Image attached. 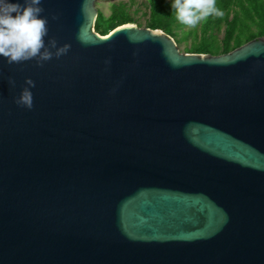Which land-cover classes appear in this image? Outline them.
I'll return each instance as SVG.
<instances>
[{
  "label": "water",
  "instance_id": "95a60500",
  "mask_svg": "<svg viewBox=\"0 0 264 264\" xmlns=\"http://www.w3.org/2000/svg\"><path fill=\"white\" fill-rule=\"evenodd\" d=\"M96 1L43 0L66 55L0 57V264H264V37L101 36Z\"/></svg>",
  "mask_w": 264,
  "mask_h": 264
},
{
  "label": "trees",
  "instance_id": "16d2710c",
  "mask_svg": "<svg viewBox=\"0 0 264 264\" xmlns=\"http://www.w3.org/2000/svg\"><path fill=\"white\" fill-rule=\"evenodd\" d=\"M172 3L173 0H147L148 20L145 27L161 30L175 42L178 31L191 28L188 34L192 35L193 41L187 48L188 53L224 55L249 41L264 37V0H215L216 7L223 14L210 15L195 27L176 19ZM132 23L134 20L125 5L113 4L108 17L97 13L94 30L106 36L115 28Z\"/></svg>",
  "mask_w": 264,
  "mask_h": 264
},
{
  "label": "clouds",
  "instance_id": "9594fccd",
  "mask_svg": "<svg viewBox=\"0 0 264 264\" xmlns=\"http://www.w3.org/2000/svg\"><path fill=\"white\" fill-rule=\"evenodd\" d=\"M43 0H24V4L0 0V57L8 64H20L35 59L43 67L54 56L59 59L70 50L69 44L58 46L48 37V19L42 15ZM176 19L190 27L206 20L210 15H222L215 0H173L171 5ZM54 50V51H53ZM10 86L15 81L9 77ZM19 96L15 98L18 106L31 110L33 107L32 88L35 82L27 78Z\"/></svg>",
  "mask_w": 264,
  "mask_h": 264
},
{
  "label": "rangeland",
  "instance_id": "374dc122",
  "mask_svg": "<svg viewBox=\"0 0 264 264\" xmlns=\"http://www.w3.org/2000/svg\"><path fill=\"white\" fill-rule=\"evenodd\" d=\"M113 4H124L126 11L134 20L132 24L145 28V24L148 20L147 0H98L96 1L97 13H101L104 17H108L112 11ZM191 30V28L185 27L181 31H178L175 36L177 47L181 53H188L187 48H189L193 41L192 35L188 34Z\"/></svg>",
  "mask_w": 264,
  "mask_h": 264
}]
</instances>
